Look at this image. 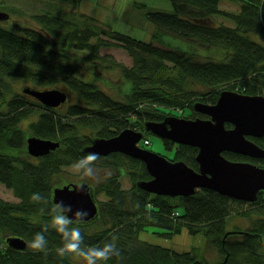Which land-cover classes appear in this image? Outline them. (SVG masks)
I'll return each mask as SVG.
<instances>
[{
    "label": "trees",
    "instance_id": "16d2710c",
    "mask_svg": "<svg viewBox=\"0 0 264 264\" xmlns=\"http://www.w3.org/2000/svg\"><path fill=\"white\" fill-rule=\"evenodd\" d=\"M51 1L75 9L79 5V0ZM169 1L172 13L145 12L154 25L150 42L116 32L71 9L59 15L48 11L30 15L32 25L28 27L13 23L7 28L0 22V184L18 200L0 198V264H80L77 257L56 256L60 237L55 232L47 234L46 256L30 248L32 236L47 217L40 215L29 197L41 192L52 200L53 189L66 184L62 174L85 154L82 149L92 139L131 129L143 133L139 143L144 148L142 141L150 134L145 129L147 122H162L168 115L194 119L185 110L193 112L196 102L214 103L223 90L264 96V0H240L235 13L220 9L222 0ZM0 11L9 15L1 2ZM216 15L230 19L233 27L215 24ZM167 36L190 47H169ZM108 47L123 49L131 66L100 55L99 49ZM79 52L93 70L101 67L117 72L111 92L98 84L100 72H94L89 81L76 76ZM15 81L35 89L65 91V108L44 107L22 92H14ZM70 98H74L72 103H68ZM30 135L58 142L59 147L33 159L26 149ZM249 139L264 149V137ZM163 143L166 149L174 148L172 161L198 169L197 148L168 140ZM223 155L264 167V159L231 152ZM102 164L111 169L110 177L100 183L76 182L89 185L97 206V216L81 226L86 244H99L115 234L124 256L121 264H209L195 252H176L138 239L149 226L165 229L166 236L186 228L192 235L202 234L217 248L223 258L215 264H264V191L250 203L209 189L170 198L137 187L138 181L150 179L140 160L115 153L103 157ZM125 171L131 182L128 189L118 181ZM100 194L104 199L98 198ZM137 201L140 208L135 206ZM179 205L182 213L176 209ZM235 216L249 223L243 229L234 225L229 230ZM8 237L22 239L26 247L10 248L5 241Z\"/></svg>",
    "mask_w": 264,
    "mask_h": 264
},
{
    "label": "water",
    "instance_id": "95a60500",
    "mask_svg": "<svg viewBox=\"0 0 264 264\" xmlns=\"http://www.w3.org/2000/svg\"><path fill=\"white\" fill-rule=\"evenodd\" d=\"M8 17L0 11V22ZM262 20L264 23V14ZM21 91L48 108H58L68 98V94L59 89L40 90L25 86ZM193 109L207 117L188 119L168 115L162 122L145 123V129L163 140L197 148V170L183 161H172L139 148L137 143L143 134L131 129L110 138H94L82 152H97L101 156L121 153L140 160L151 178L138 181L137 187L149 194L175 198L193 195L199 189H209L235 200L254 202L258 193L264 191V167L249 161L229 160L223 153L264 158V149L248 139L264 136V96L223 90L214 104L196 102ZM58 147L59 143L52 140L32 135L26 139L27 152L35 158ZM81 183L86 185L83 193L76 190ZM52 200H63L73 209L88 210V221L97 216L96 202L85 182H71L54 188ZM5 241L15 250L26 247V243L17 237H8Z\"/></svg>",
    "mask_w": 264,
    "mask_h": 264
},
{
    "label": "rangeland",
    "instance_id": "374dc122",
    "mask_svg": "<svg viewBox=\"0 0 264 264\" xmlns=\"http://www.w3.org/2000/svg\"><path fill=\"white\" fill-rule=\"evenodd\" d=\"M0 2L10 15L8 20L1 21V24L7 28H10L13 23L27 27L31 26L32 21L30 15L41 14L45 11L59 15V13L71 9L78 10L80 13L91 16L116 32L144 42H150L152 40V34L154 31L153 23H151L146 17V10H158L166 13H172L173 11L169 0H79V5L76 9L75 6L69 7L66 6V4L55 3L51 0H0ZM239 4L240 0H222L219 3V8L235 13L239 10ZM213 20L217 25H225L229 27H233L234 25L230 19L218 15L214 16ZM165 44L169 47H178L183 50H187L190 47L186 42L175 39L171 36L165 37ZM99 53L100 55H108L112 57L124 66L130 67L132 64L131 58L121 48H100ZM77 56L80 68L76 73V76L89 81L94 79V72H100V74H98L100 77V79L97 80L98 84L105 91L111 92V84L115 83L118 76L117 72L101 67L93 70L92 65L84 59L83 52L77 53ZM26 84L27 83L24 81H15L13 83L14 92L21 93L22 88L25 87ZM73 101L74 98H70L68 103H72ZM65 106L66 104L60 106L59 109L62 108L60 111H62ZM147 137L150 141V145L145 147L147 150L164 156L169 160L173 159L174 148L171 150L166 149L161 138L155 135L148 134ZM62 176V179L66 181V184L70 183L69 181L78 182L79 180H82L79 175L73 174L70 171V168L64 172ZM118 181L124 189H128L131 186L126 171L119 175ZM0 198L8 202L18 201L17 198L13 196L12 192L1 184ZM98 198L104 199V196L100 194ZM244 208L248 209V206L244 205ZM176 209L181 213L183 212L182 205L177 206ZM248 223V219L235 216V218L229 222L228 228H230L229 230H232L231 227L235 225L243 229ZM165 232L167 231L163 228L149 226L139 233L138 239L176 252L189 251L192 254L195 252L198 258H202L209 264L220 262L223 258L222 255L218 253L217 248L208 244L205 237L200 233L192 235L186 228H182L180 233L170 236L163 235Z\"/></svg>",
    "mask_w": 264,
    "mask_h": 264
},
{
    "label": "clouds",
    "instance_id": "9594fccd",
    "mask_svg": "<svg viewBox=\"0 0 264 264\" xmlns=\"http://www.w3.org/2000/svg\"><path fill=\"white\" fill-rule=\"evenodd\" d=\"M103 157L97 152H87L75 159L69 166L73 174L79 175L83 180L102 182L112 175L111 169L103 166ZM86 185H77V191L85 192ZM30 201L38 206L41 216L47 220L42 229L35 233L30 242V248L45 256L48 254L49 240L47 234L55 232L60 237V244L55 248L56 256L60 259L65 257H77L80 264H108L115 260L121 264L124 260L122 249L118 244L119 237L113 234L110 238L95 245L85 243L82 225L89 219V211L83 208L73 209L70 204L63 200H51L41 192H34L29 197ZM136 208H140L137 201Z\"/></svg>",
    "mask_w": 264,
    "mask_h": 264
},
{
    "label": "flooded vegetation",
    "instance_id": "af4514ba",
    "mask_svg": "<svg viewBox=\"0 0 264 264\" xmlns=\"http://www.w3.org/2000/svg\"><path fill=\"white\" fill-rule=\"evenodd\" d=\"M28 97H30V96H28ZM30 98H32V97H30ZM32 99H34V98H32ZM35 100V99H34ZM37 101V100H36ZM38 102V101H37ZM216 102V101H215ZM214 102V103H215ZM39 103V102H38ZM214 103H212V104H214ZM40 104V103H39ZM205 104V103H204ZM212 104H209V105H212ZM42 105V104H41ZM43 106V105H42ZM45 107V106H44ZM192 110H193V112H191L190 110H189V108L188 109H186L185 110V113L187 114V115H190L191 117H193V118H196L197 116L198 117H201V118H206L207 116H205V115H202V114H200V113H198V112H196V111H194V109H193V106H192ZM189 111V112H188ZM192 113H194L195 114V116H193L192 115ZM181 115H184V114H181ZM229 125V124H228ZM147 132H149L150 134H152L150 131H148V130H146ZM143 134V133H142ZM152 135H154V134H152ZM264 137V136H263ZM253 138H256V137H253ZM258 138H262V137H258ZM248 139H249V137H248ZM162 141H163V139H161ZM166 140V139H165ZM252 141V140H251ZM175 145H181V144H175ZM137 146L139 147V148H141V149H144V150H147L145 147H146V145H143L144 146V148L141 146V144L138 142L137 143ZM232 153V152H231ZM111 154H115V153H110V154H108L107 156H109V155H111ZM119 154H121V153H119ZM29 155V154H28ZM122 155H124V154H122ZM239 155V154H238ZM30 156V155H29ZM106 156V157H107ZM126 156V155H125ZM243 156V155H242ZM30 157H32V156H30ZM101 157H104V156H101ZM129 157V156H128ZM245 157H247V156H245ZM33 159H37V158H35V157H32ZM130 158H132V157H130ZM248 158H250V157H248ZM135 159V158H134ZM252 159H254V158H252ZM262 159H264V158H262ZM259 160V159H258ZM151 178V177H150ZM200 190V189H199ZM197 191V190H196ZM230 232V231H229ZM232 232V231H231Z\"/></svg>",
    "mask_w": 264,
    "mask_h": 264
},
{
    "label": "built area",
    "instance_id": "2783aa9c",
    "mask_svg": "<svg viewBox=\"0 0 264 264\" xmlns=\"http://www.w3.org/2000/svg\"><path fill=\"white\" fill-rule=\"evenodd\" d=\"M143 144H144V145H148V144H149L148 140H144V141H143ZM176 215H177V213H176Z\"/></svg>",
    "mask_w": 264,
    "mask_h": 264
}]
</instances>
